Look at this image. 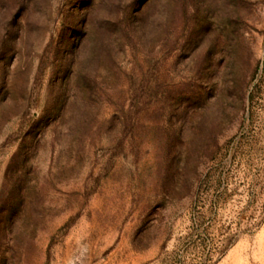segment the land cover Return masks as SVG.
<instances>
[{"label": "rangeland", "instance_id": "rangeland-1", "mask_svg": "<svg viewBox=\"0 0 264 264\" xmlns=\"http://www.w3.org/2000/svg\"><path fill=\"white\" fill-rule=\"evenodd\" d=\"M0 264H264V0H0Z\"/></svg>", "mask_w": 264, "mask_h": 264}]
</instances>
